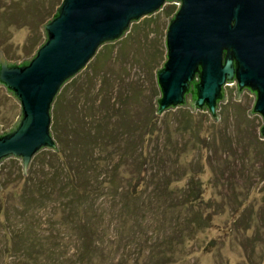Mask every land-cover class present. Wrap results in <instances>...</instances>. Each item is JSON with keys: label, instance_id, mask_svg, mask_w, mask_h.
<instances>
[{"label": "rangeland", "instance_id": "rangeland-1", "mask_svg": "<svg viewBox=\"0 0 264 264\" xmlns=\"http://www.w3.org/2000/svg\"><path fill=\"white\" fill-rule=\"evenodd\" d=\"M60 1L0 0V53L29 60ZM178 6L165 3L101 47L59 103L51 127L57 121V147L73 160L68 169L109 165L93 168L99 177L88 193L70 195L56 151L41 150L26 169L16 158L0 163V264H264V137L262 117L252 113L255 95L229 83L216 119L185 107L156 112V70ZM93 85L107 91L109 104L104 94L87 93ZM80 100L91 106L82 115L74 112ZM120 103L129 117L115 111ZM19 115L0 85L1 132ZM105 115L95 141L96 129L87 127Z\"/></svg>", "mask_w": 264, "mask_h": 264}, {"label": "water", "instance_id": "water-1", "mask_svg": "<svg viewBox=\"0 0 264 264\" xmlns=\"http://www.w3.org/2000/svg\"><path fill=\"white\" fill-rule=\"evenodd\" d=\"M165 3L179 6L168 18L165 61L156 70V112L185 107L216 119L235 82L255 95L252 113L262 117L264 137V0H62L29 60L0 53V85L20 105L18 120L0 127V163L16 158L26 169L41 150L57 151L52 108L62 87L103 45L121 40Z\"/></svg>", "mask_w": 264, "mask_h": 264}, {"label": "trees", "instance_id": "trees-1", "mask_svg": "<svg viewBox=\"0 0 264 264\" xmlns=\"http://www.w3.org/2000/svg\"><path fill=\"white\" fill-rule=\"evenodd\" d=\"M62 1V0H61ZM60 2H58L56 5H55V11L57 9V7L60 5ZM55 11L53 12L52 16H54L55 14ZM44 40H42V42L40 43H37V47L39 45H41L43 43ZM108 45V44H106ZM106 45H103L102 47H107ZM114 45V44H112ZM111 45V46H112ZM36 47V48H37ZM36 50V49H35ZM107 81V80H106ZM106 81H102V84L106 86ZM78 84V81L77 79H75V77L73 79H71L69 82H67L61 89L60 93L57 95L56 99H55V106L54 108H52V112H53V109H54V112L57 113V109H58V106H59V103L61 102V99L63 97L66 96V92L67 90L70 89V87H75L77 86ZM81 84H79L80 86ZM95 92H97L96 94H104V103H107L109 104L110 101L108 100L107 98V91L106 90H103V88L101 89V86L99 88V91L95 89V86L93 85L92 89L89 90V92H87L88 94H93ZM155 96H159V93ZM98 104H100V101L98 102ZM91 108V106H89L88 104L86 103H81V100H80V103H76L75 106H74V112L75 113H78L80 115L83 114V112H85L86 110L89 111ZM114 109L115 111L117 112H121V110L124 111L125 113V116L126 117H129V109H127V107L123 104V103H120V106L117 105V104H114ZM109 116H112L111 118H108L107 115L101 117V118H92V122L94 123V127L91 125V122L90 123V126L87 127V132L89 134H92L91 131L93 130V128L96 129V133H93V134H96V137H95V141H97V133L100 132V128H102L104 125H105V119L107 120H112L113 119V116L116 117V114H113V115H109ZM85 118H87V116H85ZM84 118V119H85ZM184 118H185V122H186V126H190L191 127V123H192V118H193V115L190 114V112L188 110H186L185 114H184ZM185 126V125H184ZM187 128V127H186ZM192 129V128H191ZM188 130V129H187ZM189 131V130H188ZM51 133L55 134L56 137H57V142L59 143L61 140V137L59 138L60 136V129L57 125V121L55 122V124L52 126V130H51ZM77 136V134L75 135ZM61 143V142H60ZM103 151L104 152H110V155L112 153L111 151V146L110 145H106L104 144V148H103ZM56 156V158L62 163V166L64 168V171H65V174L67 175V178L69 179L70 181V195L73 194L75 196H78V195H83V193L85 192H89L88 190V185L90 184V180H96L98 177H99V172L98 170L95 172V170L93 168H101V169H108L107 167H109V165L106 164L105 160L102 159L100 162L96 163V164H93L91 163L92 165L89 164V166H87L84 170L81 171V169L78 168V170L76 172H74V170H72V168L70 167V169H68V165L69 163L71 164L73 162L72 159H70V157L66 154V152L63 150V149H58L56 151V154H54ZM112 156V155H111ZM111 169V172H113V174L116 176V177H120L121 179V172L118 170V167L117 166H111L110 167ZM82 180H85L86 181V185H83L84 183H82ZM97 181V180H96ZM124 182L126 183L127 181L124 180ZM129 182V181H128ZM127 182V183H128ZM191 183L192 184H189V190H191V195H194V185L195 183L191 180ZM194 183V185H193ZM88 184V185H87ZM103 185V183L101 184ZM130 185L132 186L131 184V181L128 183V186L130 187ZM134 189V188H133ZM197 192V191H196ZM133 195H135V193H133ZM194 199V198H193ZM195 201V200H194Z\"/></svg>", "mask_w": 264, "mask_h": 264}]
</instances>
